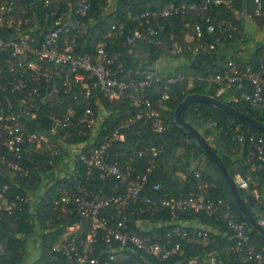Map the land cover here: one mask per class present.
Returning a JSON list of instances; mask_svg holds the SVG:
<instances>
[{
    "label": "built area",
    "instance_id": "obj_1",
    "mask_svg": "<svg viewBox=\"0 0 264 264\" xmlns=\"http://www.w3.org/2000/svg\"><path fill=\"white\" fill-rule=\"evenodd\" d=\"M198 1V5L169 4L159 13L151 11L140 14L138 18L143 20L145 26L138 22L128 30L126 36L125 25L114 22L98 36L91 52L79 53L76 51L75 37L84 27L82 19L90 9L92 0L67 2L64 10L55 0H0V92L17 97L14 102L4 100L0 109V146L17 161L31 148L38 149L45 143L47 165L51 168L63 154L61 162L66 164V173L71 177H66L65 184L55 190L58 199H52V204L63 215H76L86 224L85 232L81 222L65 229L50 247L53 259L62 257L67 264H110L116 254L128 252L141 259L165 262L172 255H178L179 245L168 247L165 244L167 241L161 243V238L151 233L153 225L145 216L167 209L172 217L175 211L190 214L201 212L203 216L213 217L223 224L230 233L231 242L222 257L214 252L202 258L185 260L182 264H225L234 261L239 253L250 264H264V254L256 252L249 244L250 229L247 223L239 220L227 203L204 197L205 190L214 188L211 183H202L197 192L185 198L153 199L144 193L145 190L148 194L159 190L157 184H148L155 168L152 161L141 175L132 176L129 167H124L122 171L116 161L106 159L107 148L122 141V131L134 124L140 123L156 135L166 130L162 117L163 104L169 98L167 93L170 86L183 80L180 75L161 79L154 66L143 71L123 70L118 60L108 54V42L123 39L129 45L152 41L151 38L168 24L161 22L154 28L150 25V18L163 21L191 12L197 21L188 32L186 41L196 40L197 44L187 46V50L193 55L202 50H213L212 44L203 46L200 43L202 32L223 38L229 37L235 27L222 22L215 25L201 13L211 5L220 4L231 10L233 0ZM251 7V11H243L247 21L264 18L262 0H251ZM101 10L105 11L104 8ZM180 53L178 48L171 49L168 56ZM159 55L162 56V53ZM193 80L214 86L216 96L232 90L239 92L238 99L232 94L230 100L241 101L255 111L264 110V56H256L254 65L245 66L227 59L219 73L203 78H187V85ZM154 83L161 85V93L155 104L144 96V91ZM59 94L70 98L73 103L63 106L59 114L58 103L54 109L44 113L45 120L50 123L47 131L25 130L23 118L33 120L47 107L48 97ZM117 100L128 102L133 113L96 146L99 130L107 116L103 101L110 103ZM227 134L231 143L244 148L247 174L244 177L237 175L234 180L238 190L247 191L252 183L250 174L258 172L264 163V142L260 136L243 130L239 125L230 127ZM131 151L138 156L141 154L140 150ZM157 154L153 152L152 157ZM253 158L256 163L251 162ZM75 162L83 167L86 181H91L93 175L97 176L101 182L99 189L92 192L81 186V176ZM0 164L7 170V177L22 175L28 178V172L17 162L1 156ZM7 192L8 185L0 183V220L3 214L7 217L21 214L24 205L29 202L28 192L25 196L15 194L11 198L7 197ZM106 209L113 211L101 214ZM260 215L257 222L264 227V211ZM132 217L136 218L133 225L129 221ZM182 225L171 231L181 239L186 236L185 225ZM169 234H166V238H169ZM98 242L102 247H96Z\"/></svg>",
    "mask_w": 264,
    "mask_h": 264
},
{
    "label": "trees",
    "instance_id": "obj_2",
    "mask_svg": "<svg viewBox=\"0 0 264 264\" xmlns=\"http://www.w3.org/2000/svg\"><path fill=\"white\" fill-rule=\"evenodd\" d=\"M60 4L62 10L66 8V3H73L74 0H55ZM107 0H92L90 9L82 19L84 27L80 28L79 34L75 37L76 51L79 53L91 52L97 42L99 35L105 33L109 26L114 22L125 25L124 36L129 29H132L138 22L141 26H145L143 20L138 17L145 12L154 11L161 12L167 5H177L179 3L199 4L198 0H114L113 7L109 12H103L102 6ZM247 4V11H251V0H244ZM241 0H234L230 9L223 5H211L206 12L201 13L203 17L209 18L215 25L220 22L225 24H238L232 10L240 9ZM264 7V0H262ZM135 17L134 20L129 18ZM197 21L194 13H187L185 16L168 18L161 20L158 18H150V25L154 28L162 23L168 24L163 27L160 33H157L152 41H139L132 44H125L124 40L108 42V54L115 57L123 70L143 71L152 67V61L169 55L171 49H180V55L172 56L178 60L177 69L169 71V68L159 70L161 79L180 75L183 80L176 82L170 86L168 91V100L164 102L163 121L166 130L160 134H153L151 130L137 123L122 131L123 140L111 144L106 151L107 161H116L119 168L123 171L124 167L131 169L132 176H139L143 173L150 161L153 162L155 168L148 180V184H157L158 192L148 194L153 199L158 197L168 199L185 198L190 193L198 191L202 183H211L214 188L205 190L204 197L211 200H222L230 207L231 212L241 221L245 222L238 211L227 185L221 175L216 170L213 163L206 159L202 151L196 144L188 140L185 131L176 126L173 122V110L184 97L190 94H199L209 97H215L220 102L229 105L246 116L255 119L264 124V110H252L247 104L241 101L230 100L232 94L235 98H239V92L229 91L216 96V88L204 81L193 80L187 85V78L190 77H206L219 73L225 61L231 59L240 66H245V62L236 59L235 54L231 51L232 43L235 40V31L230 36H217L216 34H207L202 32L200 43L204 45H213V50H202L198 54H191L187 50V46L197 44L196 40L187 42L186 37L191 31L193 23ZM254 21L261 22L264 25V18H256ZM200 22V21H199ZM162 53V56L159 53ZM256 53L253 54L251 65L255 64ZM160 56V57H159ZM251 56V57H252ZM169 57L165 60L168 61ZM212 59V61L210 60ZM216 62H220L219 66H215ZM161 93V85L154 83L148 90L144 91V96L151 103H156ZM16 95L0 92V109L4 100L14 102ZM81 101H78L80 103ZM104 109L107 116L98 133V141L96 146L102 143V139L111 132L126 117L132 115L133 108L126 101H103ZM60 104L57 114L63 111V106L72 104L73 101L62 95H52L47 99V107L41 114H37L33 120L23 118L26 122L25 130L38 131L45 133L50 123L45 120L44 113L50 109H54L56 104ZM191 118L194 122H200V127H204L202 136L205 140H218L225 149V155L221 158L226 170L235 178L237 175L244 177L247 174L248 164L244 161V148L233 144L229 140L227 134L230 127L239 125L243 130L260 136L264 142V133L254 130L235 118L226 115L222 111L202 103H190L182 112V118ZM208 123L213 126L206 127ZM216 133V136L214 135ZM68 142V140H67ZM239 152L238 157L232 155V150ZM134 151L140 150L141 154H132ZM157 152L155 157L152 153ZM4 156L13 163L17 162L28 172V178L22 175H15L13 178L7 177V170L0 164V183L8 185L7 197L11 198L15 194L25 196L27 192L36 194L35 200L26 203L21 214H14L13 217H7L4 214L0 220V264H20L22 262V251L27 241L37 242L38 256L32 264H67L62 257L53 259L50 253V247L65 232V229L77 222H81L76 215H63L58 207L53 206L52 199H58L55 190L63 186L66 177H71L66 173V164L62 159V154L58 158L53 168L47 165L48 151L46 144L43 143L38 149H30L20 160H13V157L6 153L5 149L0 146V157ZM60 162V163H59ZM201 162L203 165L201 166ZM255 162L253 158L252 161ZM194 165V166H192ZM77 170L80 172L81 186L86 190L95 192L101 186V182L96 175L91 177V181H86L83 177V167L79 162H75ZM73 172H76L74 170ZM179 174V175H178ZM198 175L195 178V175ZM252 183L249 185L246 194H252L256 189L257 199L262 198L264 192V163L261 164L258 172H252ZM259 183L258 187L255 184ZM70 187V186H69ZM39 188H41L39 190ZM241 196L243 191L239 190ZM245 194V195H246ZM262 212L264 211V203H262ZM113 209L101 211V214L110 213ZM256 220L258 218L255 217ZM153 225L152 234L161 238V243H165L168 247L174 244L179 245L178 255H172L165 262L157 263L151 258L141 259L137 255H131L128 252H121L115 255L110 264H182L185 260L191 258H202L207 254L218 252L221 257L227 246L230 244V233L225 226L214 220L213 217H205L201 212L190 214L187 211H175L173 217L166 209L158 211L152 216H145ZM136 218H129L130 224L133 225ZM82 223V222H81ZM198 223V225H194ZM246 223V222H245ZM165 224V225H164ZM185 225L186 236L179 238L171 233L178 226ZM182 225V226H183ZM247 225V224H246ZM85 223L82 227L85 232ZM250 229L249 244L254 247L258 253L264 254V239L254 230ZM133 228V226H132ZM264 228V227H263ZM138 231L137 229H135ZM134 231V230H133ZM169 238H166V234ZM200 235L197 236L196 234ZM140 235H143L139 233ZM202 234H205L202 236ZM225 236L223 237V235ZM83 236V235H82ZM96 247H102L101 242ZM180 253V255H179ZM225 264H250L242 253L235 256L234 261Z\"/></svg>",
    "mask_w": 264,
    "mask_h": 264
},
{
    "label": "water",
    "instance_id": "obj_3",
    "mask_svg": "<svg viewBox=\"0 0 264 264\" xmlns=\"http://www.w3.org/2000/svg\"><path fill=\"white\" fill-rule=\"evenodd\" d=\"M212 61V59H210ZM221 63L216 62L215 66H219ZM190 103H202L209 106H212L228 116H231L243 123L244 125L263 132L264 133V124L252 119L245 114L237 111L236 109L220 102L215 97H209L199 94H190L184 97V99L176 105L173 110V122L176 126L182 128L185 131V136L188 140L194 142L196 146L202 151L206 159L210 160L215 166L218 173L221 175L225 181L227 188L231 194V197L240 212L242 218L247 223V225L259 234L264 239V228L261 226L257 220L254 218V214L262 213V203L263 198L256 199L251 194H246L241 196L239 190L236 187L235 180L223 165L221 158L225 155L224 146L218 141L214 140L212 147L207 143V141L202 136V130L200 128V122H194L191 118L187 117L186 119L182 118V112L185 107ZM203 162H201V166Z\"/></svg>",
    "mask_w": 264,
    "mask_h": 264
},
{
    "label": "crops",
    "instance_id": "obj_4",
    "mask_svg": "<svg viewBox=\"0 0 264 264\" xmlns=\"http://www.w3.org/2000/svg\"><path fill=\"white\" fill-rule=\"evenodd\" d=\"M246 6V2L241 0L240 9L232 10L238 24H233L235 27V40L231 44V51L235 54L236 59H241L242 63L249 64L252 63L253 54L264 56V25L261 22L247 21L244 18L243 11ZM214 140L215 138L211 139L212 144H214ZM251 195L258 198L256 189L252 191ZM261 197L264 198L263 196ZM194 225L197 226L198 223H194ZM34 243L37 248V242Z\"/></svg>",
    "mask_w": 264,
    "mask_h": 264
},
{
    "label": "rangeland",
    "instance_id": "obj_5",
    "mask_svg": "<svg viewBox=\"0 0 264 264\" xmlns=\"http://www.w3.org/2000/svg\"><path fill=\"white\" fill-rule=\"evenodd\" d=\"M113 2H114V0H107L105 2V4L102 6V8L105 9L104 12H107V11L109 12L111 7H113V4H114ZM166 57H168V56H166ZM166 57H162V58H160V60L155 59L152 61V63H153L152 65L156 68V70H158V71L159 70L161 71L162 69L165 70L164 67L169 68V71H172L173 69H177V65L179 63L178 60L176 58L169 57V60L166 61L165 60ZM209 126H213V124L208 123L206 125V127H209ZM199 129H201L203 131L204 127H200ZM206 141L212 147L213 144L211 142V139H207ZM235 150H236L235 148L232 150V153H233L232 155L238 157L239 156L238 153H240V148H238L239 152H237ZM192 166H194V165H192ZM258 186H259V183L256 182L255 187H258ZM262 187H264V186H261V188ZM40 189L41 188H39V190ZM41 192L38 191L36 194L41 193ZM245 192L246 191H243V195L246 194ZM28 194H29L28 195V201L35 200L36 194H34V193L30 194L29 192H28ZM262 196L264 197V192L262 193ZM263 201H264V198H263ZM255 217L259 219L261 217V215L258 214V215H255ZM19 252L22 253L21 255H22V259H23L20 264H32V262L37 258L38 254H39L38 249L36 248V244L34 243V241H27L26 245L24 246V249L22 251H19Z\"/></svg>",
    "mask_w": 264,
    "mask_h": 264
}]
</instances>
